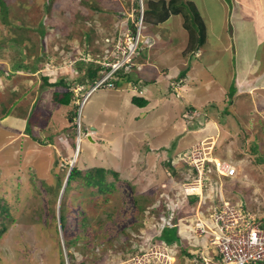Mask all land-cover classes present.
<instances>
[{
	"label": "rangeland",
	"instance_id": "rangeland-1",
	"mask_svg": "<svg viewBox=\"0 0 264 264\" xmlns=\"http://www.w3.org/2000/svg\"><path fill=\"white\" fill-rule=\"evenodd\" d=\"M2 1L7 13L6 20L0 14V69L10 76L0 75V205L9 202L8 210L0 217V226L7 228L0 238V264H116L118 257L121 263L130 246L141 249L145 245L139 243L144 242L152 246L151 239L159 234L163 221L172 223L180 216L179 220L190 224L191 215L186 213L189 207L180 190H174L178 180L168 167V163L180 164L178 157L183 151L227 161L235 169L233 177L223 178L211 165V185L208 177L201 182L203 195L207 189L206 198L222 196L251 214L264 216V22L262 27L259 20L256 25L253 20L254 10L259 4L264 6V0H244L241 8H235L233 0H221L226 6L228 26L221 18L219 7L223 5L214 0H189L204 22H209L204 44L193 54L182 49L177 55V47L185 41L178 34L169 44L173 56L166 54L163 62H156L158 68L142 60L143 72L129 74L130 80L157 79L147 89L158 96L168 95L173 104H155L137 113L130 96L145 91L136 93L128 82L124 92L122 88L106 87L92 92L72 121L68 117L89 85L81 95V89L73 93V110L62 116L68 108L54 100L52 104L50 99L59 88L44 84L42 78L47 76L49 83L64 78L68 84L83 81L90 64H72L70 58L83 56L87 49L90 59L104 50L107 54L113 52L108 42L114 38L108 34H118L119 46L127 34L123 32L125 27L129 29L124 26L127 18L134 19L138 10L131 6L133 0ZM113 8L126 12L127 18L112 21L111 28L110 16L104 11ZM231 11H242L245 17H231ZM48 24L46 38H51L44 43L42 26L45 31ZM145 29L143 25L138 52L142 58L154 47ZM165 38L162 35L160 39ZM13 39L17 44L26 43L20 44L19 50L7 48V41ZM62 41L65 47L59 45ZM246 61L248 65L244 66ZM17 64L34 66L35 72L12 71ZM182 71L185 75L179 77ZM164 76L169 78L166 83ZM240 77L251 83L250 93L240 91ZM31 99L32 110L25 104ZM19 101L21 104L15 105ZM13 111L23 121L21 137L10 123ZM43 124L49 125V133L39 132ZM79 124L83 136L76 152ZM27 137L34 140V148L25 142ZM71 166L83 172L96 167L113 170L118 177L107 176L112 186L105 192L88 189L79 180L66 191ZM60 209L65 216L63 230ZM189 231L190 226H186V236L192 234ZM64 237L76 241V248L66 247ZM196 239L204 243L203 238ZM185 242L184 238L177 247L171 244L174 249L170 258L176 256L175 264H210L200 254H196L198 263L186 256L187 252L182 251ZM208 251L204 246L202 253ZM68 254L73 256L72 261Z\"/></svg>",
	"mask_w": 264,
	"mask_h": 264
},
{
	"label": "trees",
	"instance_id": "trees-1",
	"mask_svg": "<svg viewBox=\"0 0 264 264\" xmlns=\"http://www.w3.org/2000/svg\"><path fill=\"white\" fill-rule=\"evenodd\" d=\"M138 5H139L138 0H133V3L131 4V6L138 8ZM48 6H49V3L46 2V6H45L46 8L45 9H48ZM126 6H127V10L130 11L131 6H130L129 1L126 2ZM0 10H1L0 14L2 16V20H4V19L6 20V16H4V14L7 13V10L5 8V3L2 0H0ZM104 12L110 16L109 24L111 25V28H112V23H114L115 21L118 23L119 21L123 20L124 18H127L125 16L126 12H124L123 10H120V9H117V10H115V8L107 9ZM48 14H49V12H48ZM178 14H180L181 17L183 18V27L188 33V43H187L185 51H187V53H189V54H193V53L197 52V50H199V48L204 44L205 37H206L205 23H204L203 19L200 18L201 16H200L198 10L195 8V5L193 4V2L185 1V0H167V1L166 0H155V1L147 0L145 2L144 13H143V16H141V20H142V24H144L145 26L147 24L156 26V25L164 22L168 18V16L178 15ZM138 16L140 17L139 12L134 14V19L127 18L126 23L124 24V26H126V25L128 26L131 35H133L135 33V26L133 25V20L138 21V19H139ZM48 27H49V24L47 25L46 30L43 31L44 27L42 26L43 30L41 32V36L44 39V43L49 41L51 38V37L46 38V37H48V31H47ZM108 35L114 38L113 42L110 41L108 43L109 45L113 46L114 42L116 41V39L118 37V34H116V32L112 31L111 34H108ZM24 43H26V41H22L20 44H24ZM20 44H17L15 42V39H13V40H10V42L7 41V44L5 46H7V48L8 47L9 48L15 47L16 49L19 50ZM0 46H2V45H0ZM22 46H24V45H22ZM20 49H22V48H20ZM88 52H89V49L86 50V53H88ZM191 52H193V53H191ZM96 58H102V57L97 56ZM110 58H112V57H110ZM132 59L134 61L135 59H137V57L136 58L132 57ZM47 60H48V58H47ZM113 60H114V58H113ZM144 62H146L145 65H148L149 63H150V65H152L151 62H149L147 60H145ZM88 64H90V65L87 68L86 72L84 73L85 78L81 82L80 81L76 82L74 80L73 82L68 84L65 82V78H64V79L59 80L57 82L49 83V81H47V76H46V78L45 77L42 78V81L44 84H47L48 86H54L56 88H59V91L56 90L54 93H52V98L56 104L66 106V107L69 106L70 110H73L72 104H74L73 93L76 91L75 87H77V85H80L82 88L81 90H84V88L89 85V89H87L85 91V92H87L92 87V83L95 80L100 79L99 74H100V72L102 73L101 65L97 64V63H93V62L88 63ZM134 68L136 69L135 65H134ZM134 68L129 69V71H127V72H123L122 70H118L117 73L114 74L115 76L109 81L114 85L115 88H124V87H126L125 84H128V82H130V84H132V81L130 80L129 74H130V72H133ZM23 69L35 72L34 66L28 67V66L22 65V64L15 65L13 67L12 71L17 72V71L23 70ZM105 69L107 71L109 70V68H105ZM5 72L6 71H4L3 69H0V75H3L6 78H9L10 75L5 73ZM184 72L185 71L180 72L179 77L184 76L185 75ZM9 73L12 75L11 72H9ZM132 85L135 86V89L138 88V89H136V93L138 92V90L140 92L142 91L141 87H139L138 85H136V84L135 85L132 84ZM80 95H81V91H80ZM131 102L134 106H136L138 108L145 107L147 104V100L141 96H133L131 98ZM228 102L231 103L230 97H229ZM78 109H79V106L77 105L75 107L74 112H72L70 114V116L68 117L70 121H72L71 118H74L78 114ZM187 109H194V107L188 106ZM74 147H75V145H74ZM54 164L55 163H53L51 170L53 169ZM209 165H210V162L207 163V167ZM168 167H169V169H171V172L174 173L173 178L176 179V181L179 180L182 176H184L185 172H190V175L192 177L196 176L195 175L196 173L193 169H192L193 171L192 170L189 171V168L186 164V161L181 162L179 166L178 165H171L170 163H168ZM209 167H211V166H209ZM178 172L179 173L181 172V173L178 174ZM208 172H209V170H207V173ZM108 175H110L112 178L118 177V174L116 171L105 170L104 168H100V167L91 168V169L86 170L85 172L81 171L80 169H78L76 167H70V170L66 176L67 177L66 178V186H67L66 191H67V189L71 183H74V182L79 180L80 183L83 184L88 189L94 188L97 193L98 192H105L108 188H110L112 186L111 183L107 182V176ZM187 180L188 179H183V181H187ZM195 196L196 195L188 196L187 197L188 202H194L196 200ZM7 203L9 204V202H7V201H3L1 203V205H0L1 206L0 207V217L2 216V214H5L4 211L8 210V207H7L8 204ZM160 214H158V215H160ZM0 220H2V219L0 218ZM59 222H60V227L63 230L64 226H65V216L63 214V210H61V209H60V215H59ZM0 223H1V221H0ZM6 230H7V228H5L4 225L0 226V238L2 237L3 234H5ZM79 239L80 238L78 237L76 240L79 241ZM159 240L163 241V243H166V244H172V243L177 242L179 240L176 220H174L170 226L165 225L162 228ZM64 243L67 244L66 247L70 246L72 248L73 247L76 248V241L74 242L73 240H70V239L67 240L64 237ZM178 243H180V241L177 242L175 245L177 246ZM182 251L187 252L185 247L182 248ZM68 256L70 258L69 260L72 261L73 256L71 254H68ZM186 256L192 258V255H190L189 253H186Z\"/></svg>",
	"mask_w": 264,
	"mask_h": 264
},
{
	"label": "built area",
	"instance_id": "built-area-1",
	"mask_svg": "<svg viewBox=\"0 0 264 264\" xmlns=\"http://www.w3.org/2000/svg\"><path fill=\"white\" fill-rule=\"evenodd\" d=\"M137 30L135 36L137 40L126 39L129 34L121 38L118 46L117 40L114 43L115 54L114 63H106L110 67L109 72H114L120 66L128 62L139 48L141 20L135 24ZM127 44L131 47H127ZM126 57H123L122 55ZM106 79H100L103 83ZM185 161L193 164L197 176L201 177L204 165L208 162L213 163L216 173L220 176H233L235 169L227 162L211 159L194 152L184 155ZM200 169V170H199ZM210 172V171H209ZM204 178V177H203ZM200 178L198 179V181ZM187 185V184H184ZM189 188V186H188ZM187 189V187H185ZM193 189V187H190ZM194 222L197 229L196 235H185L184 247L192 255L200 254L202 260L215 259L216 264H261L264 263V219L255 217L245 211L238 203H232L227 200L218 203L210 201H200L194 209L193 218L190 224ZM170 225L169 221H163L162 227ZM187 225V226H189ZM161 227V229H162ZM160 233V231H158ZM196 237L204 239V243L198 241ZM162 242L153 244L149 248H138L136 254L124 259L120 264H174L171 254L164 248H160ZM204 246L209 249L204 251ZM160 250L158 251L157 249ZM172 259V261H170ZM211 260V261H213ZM118 263V264H119Z\"/></svg>",
	"mask_w": 264,
	"mask_h": 264
},
{
	"label": "crops",
	"instance_id": "crops-1",
	"mask_svg": "<svg viewBox=\"0 0 264 264\" xmlns=\"http://www.w3.org/2000/svg\"><path fill=\"white\" fill-rule=\"evenodd\" d=\"M150 1H155V0H150ZM167 1V0H166ZM185 1H189V0H185ZM257 1H259V0H257ZM214 2H215V4H219V5H223L222 4V2H221V0H214ZM233 2H234V6H235V8H241L242 7V5H241V3H243L244 2V0H233ZM216 6V5H215ZM219 7V6H218ZM219 9H220V13H221V18H223L224 19V25L225 26H228L229 25V23H227L226 22V18H225V16H224V14L226 13V6L225 5H223L222 7H219ZM233 11H231V17H233L234 15H238L239 14V17H245L243 14H242V11L241 12H233ZM254 13L256 14V16H255V18L253 19L254 20V25H256V21H260L261 22V24H262V27H263V22H264V6L263 5H261V4H259L258 5V9H256V10H254ZM199 14H201V13H199ZM201 16V15H200ZM200 18H202V16L200 17ZM203 19V18H202ZM89 20V19H88ZM203 21H204V19H203ZM205 23V22H204ZM205 26L207 27V29H208V31H209V22L207 23H205ZM254 28V27H253ZM170 29V30H169ZM177 29V30H176ZM175 30H176V32H175ZM179 30V32H177ZM246 31H248V32H250L249 30H246ZM263 31H264V27H263ZM262 31V32H263ZM146 32H147V34L148 35H150L151 37H152V40H153V42H154V47L151 49V50H149L148 51V53H147V55L144 57V58H142V55H140V56H138L137 57V59H136V66L138 67L139 65H140V67H141V62L140 61H142V60H147V59H152V61H150V62H153V63H151L153 66H155V67H157V64H156V62L158 63V61L160 60V62L162 61V60H164L163 58L164 57H167L166 56V54H168V55H171V56H173V53L170 51V48H169V44L173 41V39L174 40H176V38H178L179 36L181 37V36H183L184 38H185V41H184V45H182V46H178L177 47V50H176V54L178 55V53L179 52H181V50L182 49H185L186 48V46H187V43H188V34H187V31L184 29V27H183V18L181 17V15L180 14H178V15H170V16H168V18L164 21V22H162V23H160V24H158V25H156V26H153V25H150V24H147L146 25ZM179 34V36H176V35H178ZM164 36V37H166L165 39H160L161 38V36ZM172 38V39H171ZM74 40V39H73ZM173 44H175V43H173ZM59 45L61 46H64L65 47V45H64V42L62 41L61 43H59ZM227 46V45H226ZM224 49H226V47L224 48ZM48 58V57H47ZM161 58V59H160ZM70 59H72V58H70ZM72 61V60H71ZM167 61H168V59H167ZM167 61H164V63H167ZM217 61L218 60H216L215 62H214V64H216L217 63ZM163 62V61H162ZM75 63V62H74ZM73 62H72V64H74ZM246 64H243L244 66H246V65H248V63H247V61L245 62ZM158 68V67H157ZM136 69L134 68L133 69V71H134V73H139V72H141V70H142V72H143V68L141 67V69H140V71H135ZM158 74V73H157ZM140 75V74H139ZM141 76V75H140ZM167 76V75H166ZM166 76H164V77H166ZM146 77V76H145ZM146 78H141V79H137V80H135V79H132L131 81H132V84H136V85H138L139 87H141V90H143V91H145V92H143V95H140L141 97H143L144 99H146L147 100V104H146V106L145 107H142V108H135V110H136V112L137 113H140V112H143V111H145V110H149V108L152 106V105H155V104H158V105H162V104H164V107L166 106V107H168V106H170L171 104H173V101L172 100H170L169 99V96L167 95V97L163 94V93H161V94H159L160 96H158V94H153L152 92H150L148 89H147V86H149V84H151V85H153V83H155V81L157 80V79H152V80H145ZM242 79V80H241ZM168 80H169V78L168 77H166V80H165V83L166 82H168ZM239 81H238V85H240V88L241 89H245V90H247L246 92L247 93H250V88H249V85L251 84V83H249V81L247 80V78L246 77H240L239 79H238ZM139 81H142L141 83H139ZM49 82H51V80L49 79ZM128 86V85H127ZM124 87V88H122V89H120L121 91H125V90H127L128 89V87ZM134 88H135V86H133ZM136 89H138V88H136ZM147 89V90H146ZM119 90V91H120ZM119 91H117V92H119ZM122 93V92H121ZM142 93V92H141ZM242 93V92H241ZM51 96H52V94H51ZM50 96V99H51V103L52 104H55L54 102H52V100H53V98ZM131 98H132V96H130ZM186 99V102H187V98H185ZM152 100L154 101V102H152ZM130 102V99L128 98L127 99V102ZM162 101L164 102V103H162ZM51 103H50V105H51ZM187 103H190V102H187ZM18 104H21V101H19V103H16L15 105H18ZM25 104H27L28 105V107H30V109L32 110V108H33V105H34V102L32 101V99L31 100H29V103H25ZM167 104V105H166ZM129 105H130V103H129ZM130 106H132V105H130ZM133 107V106H132ZM135 107V106H134ZM68 108V110H64L62 113H61V115L63 116L65 113H67L68 111H69V109H70V107L68 106L67 107ZM30 113H32V111L30 112ZM135 114V113H134ZM134 114L132 115V117L133 118H135V116H134ZM177 114V113H176ZM175 114V115H176ZM175 115H173V116H175ZM45 117V115H43V118ZM135 120V119H134ZM43 122H44V120H42ZM10 123L11 124H13L14 126H15V128H16V130L15 131H17V136H19V137H21V135H23V131H22V129H23V126H22V123H23V121H22V119H20L19 118V116H18V114L16 113V111H13V113H12V116H11V118H10ZM176 122L174 121V124H175ZM49 125H42V126H40V128L38 127V129H39V132H41V133H49V128H47ZM43 128L45 129L43 132H42V130H43ZM129 135H130V133H129ZM49 135H46V136H44V138L45 137H48ZM46 139H50V138H46ZM27 141V144L28 145H30V148L32 149V148H34V140H31V139H28V137H27V139L25 140V142Z\"/></svg>",
	"mask_w": 264,
	"mask_h": 264
},
{
	"label": "bare ground",
	"instance_id": "bare-ground-1",
	"mask_svg": "<svg viewBox=\"0 0 264 264\" xmlns=\"http://www.w3.org/2000/svg\"><path fill=\"white\" fill-rule=\"evenodd\" d=\"M138 2H139V5H138V8H136V9H138L137 10V12H140V17H139V19H138V21L139 20H141V16H142V13H144V0H138ZM131 19H133V18H131ZM137 21V22H138ZM135 20L133 21V25L135 26V24L137 23ZM144 24H142V20H141V29H140V36H141V30H142V26H143ZM126 30V31H125ZM125 30L123 31V32H126L127 34H129V36H127L126 37V39H128V38H130V39H132V40H137V37L135 36V34H136V30H137V28H136V26H135V33L133 34V35H131L130 34V30L129 29H127L126 27H125ZM145 33V32H144ZM188 34V33H187ZM132 36V37H131ZM122 38H124V37H122ZM151 40V37H150V39L149 40H146L145 41V46L147 45L146 43L148 42V41H150ZM126 45H127V47H131V46H129V44H127L126 43ZM144 47V46H143ZM145 48H147V46L145 47ZM186 49V48H185ZM184 49V50H185ZM141 51V48H140V43H139V48L137 49V51H136V56L135 57H137L139 54H138V52H140ZM122 55V54H121ZM123 57H126L125 55H122ZM132 57H134V56H132ZM132 57H131V59L128 61V62H126L125 64H123L122 66H120L118 69H116L114 72H100V79H106L103 83H101V85H100V83H99V80H95L93 83H92V87L90 88V90L89 91H87V92H84V94H83V96L81 97V99H80V101H79V109H78V113L80 112V110H81V107H82V105L85 103V101H86V99H87V97L92 93V92H94L95 90H97L98 88H100V87H106V88H112V89H115V87H114V85L109 81V80H111L115 75L114 74H116L117 73V71L118 70H122L123 72H127V71H129V69H132V68H134V65L136 66V62H134L133 61V59H132ZM114 63V61L109 65V66H111L112 64ZM141 65H143V63H141ZM108 66V67H109ZM137 67V66H136ZM131 87H133V85L131 84ZM76 88V90L77 89H82L81 88V86L80 85H77V87H75ZM135 89V88H134ZM136 90V89H135ZM242 89L240 88V91H241ZM83 92V90H81V93ZM77 124V123H76ZM79 127V128H78ZM94 129V128H93ZM77 130H78V144L76 145L75 144V149H76V152H77V149L79 150V146H80V140H81V136H83L82 134H83V132L81 131V124H79V125H77ZM92 130V129H91ZM90 137V136H89ZM77 147V148H76ZM74 149V150H75ZM75 152V151H74ZM80 152V151H79ZM192 152V150L190 151V152H187V153H191ZM74 155V154H73ZM77 155V153H75V156ZM76 159V157L74 158V160ZM216 160H218V161H222V160H219V159H216ZM186 164H187V166H188V168H189V171L190 170H197L196 169V167L193 165V164H191V163H189L188 161H186ZM209 167V166H208ZM207 167V164L206 165H204V167H203V171H202V173L200 174L201 175V177L200 176H195V177H192L191 175H190V172H185V175L184 176H182L179 180H178V182H177V184H175V191H176V188H179V190H180V192H181V196L183 197V199L185 200L184 202H186V203H188V196H190V195H196L198 198H200V197H204V196H206V195H203V194H197V192H199V191H203V189H202V184H201V182L203 181V177H208L209 178V176H208V174H207V170H211V168H212V166L211 167H209L208 168ZM213 169H214V171H216L215 170V168L213 167ZM200 170V169H199ZM198 171V170H197ZM192 173V172H191ZM196 174H197V172H195ZM218 175V174H217ZM218 177H223V178H226L225 176H220V175H218ZM200 178V180L198 181V179ZM207 178V179H208ZM183 179H188L187 181H183ZM195 181L196 182V184H194V186L192 185V181ZM184 184H187V185H184ZM188 186H189V188H188ZM185 187H187V189H185ZM190 187H193V189H190ZM205 192V191H204ZM222 200L224 201V200H226V199H224V198H222ZM221 200L219 199V198H214V199H212L210 202L211 203H218V202H220ZM227 201H229V202H232V203H236L235 201H232V200H227ZM190 226V231H189V233H191L192 232V235L193 234H195L196 235V231H197V229H196V227H195V224H194V222H192L191 223V225H189ZM161 245H163L164 246V248L168 251V253H170L172 256H173V254H172V250L174 249V247H172V245L171 244H166V243H162ZM175 245V244H174ZM176 246V245H175ZM177 247V246H176ZM144 248V247H143ZM186 251H187V248H186ZM187 253H189V252H187ZM190 254V253H189ZM191 255V254H190ZM199 256L198 255H192V258H193V260L194 261H196V263H198L197 262V260L198 259H200V258H198Z\"/></svg>",
	"mask_w": 264,
	"mask_h": 264
},
{
	"label": "clouds",
	"instance_id": "clouds-1",
	"mask_svg": "<svg viewBox=\"0 0 264 264\" xmlns=\"http://www.w3.org/2000/svg\"><path fill=\"white\" fill-rule=\"evenodd\" d=\"M108 42V41H107ZM110 42V41H109ZM108 42V43H109ZM113 47V52H111V53H109V54H107V53H105L107 50H104L103 52H102V54L101 55H98V56H100V57H102V58H93V59H90L89 57H87V56H90V54H88V53H86V54H84L83 56H81V57H76V58H74L73 57V59H71L72 60V62L74 63V62H76V61H82L83 63H85L86 65L88 64V63H91V62H93V63H97V64H100L101 65V69H102V72H106L107 70H105L104 71V69L105 68H109V70H110V67H108V66H106V63H112L113 61H110V62H108V60H105V59H107V58H110V57H112V58H114L115 56H114V54H115V47H114V45L112 46ZM109 70L107 71V72H109ZM184 152V151H183ZM180 153L179 154V157H178V162L179 163H181V162H185V159H184V155H185V153ZM212 159H216V158H212ZM173 161V160H172ZM224 162H227V161H224ZM228 163V162H227ZM177 165H180V164H177ZM213 166V163L212 162H210V165L209 166ZM231 165V164H230ZM232 166V165H231ZM72 167V166H71ZM233 167V166H232ZM234 168V167H233ZM69 170H70V168H69ZM193 171V170H192ZM69 172V171H68ZM216 172V171H215ZM207 174H209V172L207 173ZM217 174V173H216ZM195 175H197V174H195ZM226 178H228V177H233V176H225ZM67 178V177H66ZM211 180L212 179H207V181H208V185H211L210 184V182H211ZM212 184H214V185H217V183H215V182H212ZM207 184H206V186L207 187H209ZM176 190H179V188H176ZM203 192H201V191H199V192H197V194H202ZM205 193V195H206V193H207V189H206V191L204 192ZM195 198H196V200L194 201V202H188V203H186V202H184V204L186 203V205L189 207V210H188V212H186L188 215H191V216H188L189 217V221H191V219L193 218V213H194V209H195V207L198 205V203L200 202V201H202V202H205V201H211L212 199H214V198H217V197H212V198H210V199H208V198H206V196H204V197H200V198H198V197H196L195 196ZM221 201L220 202H222L223 200H222V196H220V197H218ZM179 206H183L184 204H183V202H178L177 203ZM197 204V205H196ZM239 204V203H238ZM177 205V206H178ZM168 206V205H167ZM242 208L246 211V209L242 206ZM169 210V209H168ZM177 210H179V208L177 209ZM248 212V211H247ZM250 213V212H249ZM251 214V213H250ZM179 215H181L180 213H178V216ZM252 215H254L255 217H258V218H261V219H264V216H258V215H255V214H252ZM180 217V216H179ZM179 217L178 218H176L175 220H176V224H177V232H178V237H179V240L177 241V242H179V241H181V240H183L184 239V237H183V232H185V228H186V226L187 225H189V224H187L186 222L185 223H183L181 220H179ZM172 223H173V221H172ZM171 222H170V225L172 224ZM169 225V226H170ZM163 228V227H162ZM161 231H162V229H161ZM161 231H160V233L159 234H156V237L154 238V239H151V242L150 243H153V244H157L158 242H162L163 243V241H161V240H159V237H160V235H161ZM177 242H174V243H172V244H176ZM139 244H143V245H145V247H144V249H146V248H149L150 247V245H148V243H139ZM138 251V247H135V246H130V249L125 253V255L123 256V257H129V256H131V255H134V254H136V252ZM176 257V256H175ZM174 257V258H175ZM125 258V259H126ZM118 261L116 262V264H118L119 262H120V260H119V257L118 258H116ZM211 260H213L212 258L209 260L210 261V264H216L215 263V259L213 260V261H211ZM176 263V258H175V262H174V264ZM113 264H115V262L113 263ZM261 264H264V263H261Z\"/></svg>",
	"mask_w": 264,
	"mask_h": 264
}]
</instances>
